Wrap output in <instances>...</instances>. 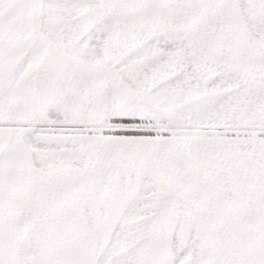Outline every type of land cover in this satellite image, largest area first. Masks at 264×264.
Masks as SVG:
<instances>
[{
  "label": "snow or ice",
  "instance_id": "6c2138e0",
  "mask_svg": "<svg viewBox=\"0 0 264 264\" xmlns=\"http://www.w3.org/2000/svg\"><path fill=\"white\" fill-rule=\"evenodd\" d=\"M0 264H264V0H0Z\"/></svg>",
  "mask_w": 264,
  "mask_h": 264
}]
</instances>
